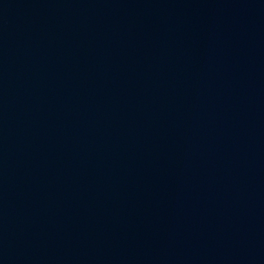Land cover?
Returning <instances> with one entry per match:
<instances>
[{
  "label": "water",
  "instance_id": "1",
  "mask_svg": "<svg viewBox=\"0 0 264 264\" xmlns=\"http://www.w3.org/2000/svg\"><path fill=\"white\" fill-rule=\"evenodd\" d=\"M0 264H264V0H0Z\"/></svg>",
  "mask_w": 264,
  "mask_h": 264
}]
</instances>
